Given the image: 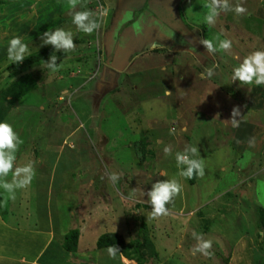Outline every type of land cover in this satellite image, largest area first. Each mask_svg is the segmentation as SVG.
<instances>
[{
    "label": "rangeland",
    "instance_id": "rangeland-1",
    "mask_svg": "<svg viewBox=\"0 0 264 264\" xmlns=\"http://www.w3.org/2000/svg\"><path fill=\"white\" fill-rule=\"evenodd\" d=\"M191 1L167 14L201 26L211 56L155 52L117 75L89 0H0V212L24 210L31 230H82L64 263L110 264L102 233L138 257L142 224L151 264L264 262V0H228L221 14ZM21 76L30 91L5 99Z\"/></svg>",
    "mask_w": 264,
    "mask_h": 264
},
{
    "label": "crops",
    "instance_id": "crops-1",
    "mask_svg": "<svg viewBox=\"0 0 264 264\" xmlns=\"http://www.w3.org/2000/svg\"><path fill=\"white\" fill-rule=\"evenodd\" d=\"M179 2L185 5L183 14L193 11L191 0H103L106 15L99 42L105 59L104 71L123 74L132 63L140 61L142 55L155 52L167 58L172 57L171 53L198 60L210 57L202 38V27L180 23L167 14L176 6L178 8ZM208 2L221 14L228 0ZM260 71L264 72L263 69ZM9 208L7 203L0 212V264H94L84 259L64 263L61 257L66 252L61 248V238L65 233L51 230V224L38 225L32 230L25 228L24 210L19 212ZM79 220L84 227L83 219L80 217ZM80 234L82 236V230L78 231L77 245ZM119 258L123 257L114 256L115 264H119ZM113 260L109 263L113 264Z\"/></svg>",
    "mask_w": 264,
    "mask_h": 264
},
{
    "label": "trees",
    "instance_id": "trees-1",
    "mask_svg": "<svg viewBox=\"0 0 264 264\" xmlns=\"http://www.w3.org/2000/svg\"><path fill=\"white\" fill-rule=\"evenodd\" d=\"M48 51L32 55L24 59V63L32 64L35 63L46 56ZM31 85L28 84L27 76H21L15 81H12L2 92L5 99L10 98V100H19L25 94L30 91ZM198 161L190 160L187 162L186 171H187V183L192 186L195 183L196 179V170H197ZM258 219L261 226H264V209H258ZM141 242L135 245H131L132 251L138 256L133 257L127 251L130 247L129 244H126L124 240L115 233H102L99 235L95 241V248L97 250L104 249H113L118 252V255L122 256L128 261H134L135 264H144L140 258L147 256V259H150V264L153 259H156V253L154 248L149 241L146 230H144V225H141ZM55 231V230H54ZM78 231L69 230L61 238V248L67 253H74L77 247ZM264 264V262L260 263Z\"/></svg>",
    "mask_w": 264,
    "mask_h": 264
},
{
    "label": "built area",
    "instance_id": "built-area-1",
    "mask_svg": "<svg viewBox=\"0 0 264 264\" xmlns=\"http://www.w3.org/2000/svg\"><path fill=\"white\" fill-rule=\"evenodd\" d=\"M89 2L92 5V14H93V18L96 20V23L98 24L99 22L102 21V19L105 17V6L104 3L102 2V0H89ZM96 24V30L98 28Z\"/></svg>",
    "mask_w": 264,
    "mask_h": 264
}]
</instances>
